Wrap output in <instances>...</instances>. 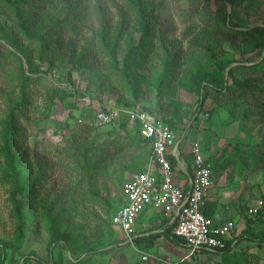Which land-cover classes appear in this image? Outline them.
Masks as SVG:
<instances>
[{"label":"rangeland","instance_id":"obj_1","mask_svg":"<svg viewBox=\"0 0 264 264\" xmlns=\"http://www.w3.org/2000/svg\"><path fill=\"white\" fill-rule=\"evenodd\" d=\"M4 1L0 264H155L139 260L135 246L115 247L111 242L117 229L110 228L106 217L120 204V180L143 165L142 147L125 144L132 126L107 128L113 132L96 136L97 144L102 139L106 146L124 144L107 160V177L89 180L84 172L89 155L84 158L86 153L70 144L89 118L87 111L102 104L144 108L174 131L185 130V142L198 134L203 158H218L208 192L211 198L223 192L220 210L244 228L246 205L264 195V48L240 53L259 41L255 28L264 36V0H85L72 14L66 2L47 0L60 12L47 7L44 23L30 26L29 32L43 37L56 19L67 31L51 32L40 42L21 34L5 6L13 0ZM138 11L151 16L152 43L126 67L123 58L140 34ZM28 69L33 72L29 77ZM5 142L26 185V192L16 195L25 205L20 230L11 214L13 182ZM149 224L150 229L163 227ZM260 230L264 222L254 231ZM53 240L57 242L50 245ZM163 241L154 242L149 252L162 261L156 264L169 261ZM233 251L244 259L225 257L227 264H264V243L246 235ZM192 263L224 264L223 257Z\"/></svg>","mask_w":264,"mask_h":264},{"label":"built area","instance_id":"obj_2","mask_svg":"<svg viewBox=\"0 0 264 264\" xmlns=\"http://www.w3.org/2000/svg\"><path fill=\"white\" fill-rule=\"evenodd\" d=\"M121 119L134 124L137 136L146 140L148 146L143 172L132 174L122 183L121 204L109 220L121 234L123 244L132 246L138 215L146 208H152L168 219L170 234L181 240L186 257L198 253L220 255L226 243L231 250L237 244L238 224L232 220L214 223L203 214L213 183L214 167L203 158L200 142L192 140L188 143L190 174L178 185L167 157L175 156L183 142V134L171 129L160 116L139 106L102 104L82 124L90 129H100L118 125ZM263 206L264 195L257 196L246 206L243 214L248 218L255 217ZM147 258V255L140 256L142 261Z\"/></svg>","mask_w":264,"mask_h":264},{"label":"trees","instance_id":"obj_3","mask_svg":"<svg viewBox=\"0 0 264 264\" xmlns=\"http://www.w3.org/2000/svg\"><path fill=\"white\" fill-rule=\"evenodd\" d=\"M8 0L4 1L7 3ZM47 0H13V3H7L6 6V10L8 12L12 13L13 16V21H15V23H18L19 29L21 30V34H23L26 39L30 40V41H34V40H38V42H40V40L42 38H47L50 37V33H57V34H62L64 32L67 31V27L65 25H60L56 21H54L52 24H49L48 26V31L45 32V35H43V37L41 36H37L35 37V35H32L29 32V27L35 25L37 22H41L44 23L43 19L41 18L42 14H44V10L48 7L49 9H51V11H55L56 12H60L59 8H54L53 5H48L46 4ZM58 4L62 3V2H66L67 4L65 5V9L67 11L70 12V14H72L71 11H73V9L77 8V5H80L84 3L85 0H56ZM55 2V1H54ZM73 2V4H71ZM6 14V13H5ZM7 16V15H6ZM138 17H139V37H138V41L137 43L133 46L130 47L129 50L127 51V53L125 54L124 58H123V64L124 66L128 67V64L130 62H132L136 57L138 59L142 58V55L140 54L146 47V45H149L152 43V32H153V25L151 24V16L148 13H144L142 11H138ZM28 23L30 25H28ZM255 30V34L257 35L259 41L256 42L254 44V46L248 50L242 51L240 53L241 56H245L247 54H251V53H255L256 51H261V49L264 48V36L261 33L260 29H254ZM72 32V31H70ZM7 39L11 40L10 36L7 37ZM13 40V39H12ZM12 43V42H11ZM9 42V44H11ZM111 50V49H110ZM19 51V50H17ZM150 52V48L147 49V51L144 53V55L146 56L147 54H149ZM139 56V57H138ZM247 58V57H246ZM29 73L27 71V77H29L33 72L31 71V69H28ZM233 89V86L231 87ZM61 100L63 99L62 96L58 97ZM124 106H131L129 104H123ZM144 109V108H143ZM146 110V109H144ZM148 111V110H147ZM95 112L89 110L87 111L86 117H91ZM82 114V112H81ZM77 117H80V113L77 115ZM127 125H131L132 126V130L129 134H127L126 136V140L127 142H125L126 145L129 144V146H134L135 144H138L142 147L143 152H144V158L142 160L143 165H139L136 169H134L131 173H129L126 177H124V179L120 180V184H119V192L121 191V185L123 182H125L132 174L135 173H140L143 172L144 170V165L147 161V157H148V146H147V141L146 140H142L137 136L136 133V129H135V125L129 123L126 119H121L120 123L118 125H109L100 129H90L86 126H83L80 129V133H79V137L73 138L70 141V144L73 146V148H76V150H79V152H84V158L85 156H87V154L89 155L90 159L86 160L84 159V165H85V176L89 179V180H95L99 177H107V165L106 162L107 160H109L112 156H115L118 154V152L124 147V144H108L106 146V141L102 139V141L97 144L96 143V136H99L100 133H104V134H110L111 131H106L108 130L107 128H111V127H120V128H124ZM10 125H7L8 128ZM92 131H101L98 133H92ZM113 132V131H112ZM7 135V133H6ZM8 138V135H7ZM5 149H6V156L8 158L9 161V167H8V173H9V177L12 179L13 182V189L10 192L9 198L11 200V202L13 203V208L11 209V214L13 216V218L16 219L17 221V227L18 230L21 229V227L23 226V223L25 221L24 216L22 215V209L24 208V202H23V198L21 199H17L16 195H22L24 194L26 191V185L25 182L22 178V172L19 171L16 167L17 164L15 157L12 156L11 151H10V146L7 142H5ZM120 153V152H119ZM170 161V165L171 168L173 169L174 166V161L172 160L171 157H167ZM218 158H213V160H208L209 162L212 163L213 167H214V162H217ZM215 160V161H214ZM119 203L121 204V200H119ZM119 204V205H120ZM118 207H116L115 209H113L111 211V214L109 215V213L106 215V217L108 216V223L110 225V228H114L109 220L110 217L112 216V214L116 211ZM204 214V213H203ZM264 216V206L262 208V210L255 216L252 218H248L246 216L245 217V226L243 229L239 230V233L237 234V236L235 237L236 241L238 242L239 240H241L242 238H244V236L246 235L249 239L251 240H255L258 244H262L264 243V230H260V231H254L258 226H260L263 222L264 219H262ZM115 229V228H114ZM166 235L171 236V234L169 233V231L171 230V227L169 226L166 229ZM21 232V231H20ZM118 233V231H117ZM19 236H21V233L19 234ZM173 237V236H172ZM21 238V237H20ZM173 239H177L176 237H173ZM181 241V240H180ZM50 242V241H49ZM56 240L51 241L50 245L56 243ZM138 239L134 240L135 244H138ZM116 246H122L125 245L123 244V238L121 236V234L118 233L117 237L115 239H113V241L111 242ZM230 251V247H229V243H226V248L225 250L221 253V256L223 257V263L227 264V260L225 257H228L229 259H231L232 261H235L237 259H244V256L242 254H238V253H234ZM231 257V258H230ZM69 264H85L84 261H80V260H69ZM50 264H52L50 262Z\"/></svg>","mask_w":264,"mask_h":264},{"label":"crops","instance_id":"obj_4","mask_svg":"<svg viewBox=\"0 0 264 264\" xmlns=\"http://www.w3.org/2000/svg\"><path fill=\"white\" fill-rule=\"evenodd\" d=\"M215 125L217 128H220V126H218L216 121H215ZM200 128H201V125H200ZM198 130H200V129H198ZM198 130H195V131L197 132ZM184 131L185 130L180 131L179 133L183 134V136H184ZM197 136H198V134H197ZM197 136H195L194 140H198L200 142V140L198 139ZM188 143L189 142L184 141V144H183L184 147L182 146V144H180L175 156L171 157L172 160L174 161V166H173V170H172L173 171V179L178 185L182 184L190 174V169H189L190 157L188 155ZM215 152H216V150L214 151V155L216 154ZM213 180H214V178H213ZM213 185H214V181L212 183V186ZM120 193L121 192H119V196H120ZM222 195H224L223 192L222 193L216 192V196H213L211 198V196L208 192V199L206 201L203 213L205 216H207L209 219H211L214 223H221V222L226 221V220H232V219H227L226 216H224L222 210H220L218 203L222 202L220 199ZM208 201L211 202L209 208H208ZM136 222H137V224H136L137 228H136L135 239H138L139 242H138V244H135L134 243L135 239H134L132 246L127 245V244H125V245H127L128 247H132V248L135 246L137 253H139L138 254L139 256L137 255L139 260H140L141 255H147L148 258L144 262H151V263H155V264L158 262H162L158 257L149 254V252L155 248L156 243H155L154 247H153V243L158 241V240H164L163 242H164V244H166L164 246H166V247L169 246L168 251H166V253H165L166 256L168 255L169 261L164 263V264H193L192 263L193 259H199V260L201 259L202 260L203 258L207 259V260H211V261H219L220 258L222 257L221 254L210 256V255H206L204 253H198V254H195L193 256L186 257L187 252H186V249H185L184 245L182 244V242L179 239H173L172 236L166 235L167 234L166 229L170 226L168 219L166 217H164L161 214V212L156 211L152 208H146L142 213H140L137 217ZM151 222L154 225H159V226L162 225L163 227H160L157 230L150 229L149 223H151ZM241 226L242 225L238 224L239 230H241ZM169 233H170V231H169ZM163 235L165 236V238ZM156 237H159V238H156ZM180 249L184 250L183 254L178 253ZM233 250H234V247H232V249L229 251V253L233 252Z\"/></svg>","mask_w":264,"mask_h":264}]
</instances>
